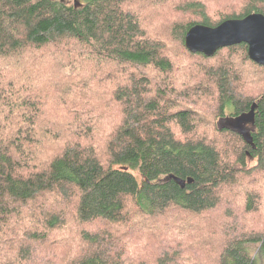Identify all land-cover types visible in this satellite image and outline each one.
<instances>
[{"label":"trees","instance_id":"trees-1","mask_svg":"<svg viewBox=\"0 0 264 264\" xmlns=\"http://www.w3.org/2000/svg\"><path fill=\"white\" fill-rule=\"evenodd\" d=\"M165 1L0 0V264H264V65L185 44L264 0H172L182 90L144 23ZM254 102L255 148L218 126Z\"/></svg>","mask_w":264,"mask_h":264},{"label":"water","instance_id":"water-1","mask_svg":"<svg viewBox=\"0 0 264 264\" xmlns=\"http://www.w3.org/2000/svg\"><path fill=\"white\" fill-rule=\"evenodd\" d=\"M248 45L249 57L259 64L264 65V14L252 12L242 18H229L218 25L210 26L195 24L186 33L185 44L193 53H203L212 57L223 47L238 43ZM258 103L254 102L249 111L239 115L221 117L218 121L220 129H230L239 133L244 140L256 147L252 134V127L256 120ZM178 182L185 185V181L177 178Z\"/></svg>","mask_w":264,"mask_h":264},{"label":"rangeland","instance_id":"rangeland-1","mask_svg":"<svg viewBox=\"0 0 264 264\" xmlns=\"http://www.w3.org/2000/svg\"><path fill=\"white\" fill-rule=\"evenodd\" d=\"M174 2L177 3V1L166 0L162 4L159 3L158 6L156 5L157 7H155V9L153 10L149 11V8H147L146 12L148 14V17L150 16V18H148V21L146 20L144 23H146L147 25L146 27L147 29H149L150 34H152L154 37L160 40H163V42L166 44V49H165L166 51L164 50V52L167 53V55L170 56V58H172L173 60L174 63L173 70L170 72L169 75H165V79L168 81L167 83L169 84L170 87L172 86V88L174 89L182 90L185 87V85L187 87H192L191 83L193 82L190 81H192L195 77H197L198 71L196 68V59L193 56H189L185 52H181L180 49L181 46L179 41L174 40L170 37L169 34L170 25L174 20H178L177 18L172 21V18H170L171 11L169 10V7H172ZM185 17L186 16H183L181 19ZM151 18L154 20L152 24L150 23ZM181 19H179V21H181ZM252 85L254 86V84ZM250 86L251 84H249L248 87ZM191 93L194 92L192 91ZM54 106L55 105L50 107L49 106L45 107V111H44L45 115L51 113V115H46L47 121H52L55 118L53 117ZM47 125L53 127L51 122H49V124ZM42 128H44V126ZM53 128L57 129L58 127L57 128L53 127ZM102 133H104V131H102ZM46 145L50 149V145L48 144ZM43 153H47L45 147H43ZM253 214L258 216L264 215V207L260 208L259 211L253 212ZM252 220L254 221L253 224V228H254L256 227V224L260 221H258V217H255ZM50 253L46 254L43 252V250H41L40 258H36L35 262L29 264H42L41 262H38V260L39 259L48 260L52 258ZM63 253L64 254L66 253L64 247H63Z\"/></svg>","mask_w":264,"mask_h":264}]
</instances>
